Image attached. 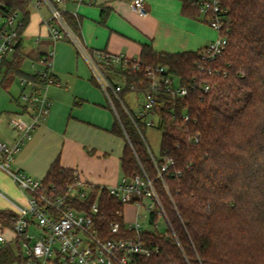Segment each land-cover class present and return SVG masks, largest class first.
<instances>
[{"label": "trees", "instance_id": "16d2710c", "mask_svg": "<svg viewBox=\"0 0 264 264\" xmlns=\"http://www.w3.org/2000/svg\"><path fill=\"white\" fill-rule=\"evenodd\" d=\"M32 1L0 0V15L17 12L23 20L14 52L0 64V84L7 90L17 75L40 83L38 74L21 70L26 56L22 36ZM181 1L185 16H200L192 0ZM225 3L228 10L221 36L227 44L213 58H203L202 49L169 53L146 43L137 71L103 66L111 83L112 76L123 77L122 90L110 93L114 108L109 103L115 114L111 133L125 140L122 174L133 177L145 171L167 219L164 232H143L150 254L139 257L138 264H264V0ZM107 14L103 9V22ZM63 17L81 40V19L65 11ZM46 54L40 52L38 60ZM157 66L167 67L172 79L188 90L184 98L170 96L165 86L155 94L149 113L158 118L162 132L160 158L146 141L147 122L125 101L130 91L149 90L147 69ZM93 81L101 87L98 78ZM164 157L172 160L166 170H162ZM76 177L57 158L42 182L62 195ZM88 187L86 208L98 202L96 220L104 235L109 236L111 222L118 221L122 235L133 236L134 231L125 230L124 205L107 187ZM13 215L11 210H0V224L11 225ZM158 219L152 211L150 222L156 225ZM11 250L0 252V264L14 259Z\"/></svg>", "mask_w": 264, "mask_h": 264}, {"label": "crops", "instance_id": "0c3cea01", "mask_svg": "<svg viewBox=\"0 0 264 264\" xmlns=\"http://www.w3.org/2000/svg\"><path fill=\"white\" fill-rule=\"evenodd\" d=\"M78 2L73 12L63 2L59 6L81 19V41L94 52L138 59L146 43L157 51L176 53L201 50L215 38V29L200 16L193 19L182 13L181 0H148L146 16L131 9V0ZM103 9L108 10L104 22ZM29 12L22 51L37 62L40 52L52 51L55 82L45 90L51 101L49 116L22 145L11 168L43 179L59 158L63 167L73 169L84 182L107 188L117 185L123 176L120 159L125 140L119 137V144V138L111 133L115 114L105 92L94 83L92 69L78 47L67 39H52L45 23L50 18L49 9L37 7L33 0ZM33 36L37 50L25 46V39ZM13 116L28 119L19 98L6 95L0 88V140L8 145H14L18 137L11 125ZM0 197V210H12L13 204L25 205L28 198L2 168Z\"/></svg>", "mask_w": 264, "mask_h": 264}, {"label": "built area", "instance_id": "2783aa9c", "mask_svg": "<svg viewBox=\"0 0 264 264\" xmlns=\"http://www.w3.org/2000/svg\"><path fill=\"white\" fill-rule=\"evenodd\" d=\"M61 1L35 0V5L49 9L50 18L45 23L49 26L52 39L54 41L67 39L78 47L113 107L110 93L117 95L122 90L123 83L114 80L111 83L103 73V66H123L135 72L140 67V60L130 59L124 55L112 56L103 52L91 54L89 48L66 23L63 17L64 10L59 6ZM147 1L131 0L130 7L140 16H146ZM192 1L199 9L203 21L220 34L217 40L202 48L203 58H213L227 44V38L221 36L227 18L228 6L225 3L227 0ZM21 27L23 20L19 17V13L7 16L6 25L0 30V64L14 52ZM38 61L45 67V70L37 73L40 83L24 78L21 80L24 88L19 101L26 107L24 111L28 119L12 117L11 125L18 132L14 145H8L0 140V168L8 171L14 182L28 194L25 205H12L11 211L14 215L11 225L0 224V252L10 248L14 255V259L5 264H138L139 257L150 254V249L145 245L144 230L140 223L125 222V230L134 231L135 234L123 236L121 223L113 221L109 227L110 235H104L96 220L100 213L98 202H94L89 209L86 208L90 188L77 173V181L69 184L67 192L61 195L54 187H45L42 179L33 178L23 171L11 168L22 145L31 138L32 133L50 114L51 101L46 96L45 90L55 82L52 72L53 52H47ZM171 76L172 74H169L167 67L164 66L147 69L149 90L143 93L144 110L139 114L147 125H154V121L147 120V117H155L149 112L156 103L155 94L164 86L172 97L184 98L188 93L187 88L180 86ZM208 89L207 86L206 90ZM164 160L162 170H166L172 163L167 157H164ZM107 189L110 195L123 205L127 203L140 205L146 198H152L154 206L150 205L149 208L167 221L153 180L145 171L133 177L122 176L117 185Z\"/></svg>", "mask_w": 264, "mask_h": 264}, {"label": "rangeland", "instance_id": "374dc122", "mask_svg": "<svg viewBox=\"0 0 264 264\" xmlns=\"http://www.w3.org/2000/svg\"><path fill=\"white\" fill-rule=\"evenodd\" d=\"M79 0H62L65 4V8L68 11H76L74 9L77 8ZM47 8V7H46ZM19 17L22 18L21 14L19 13ZM7 22V16L0 15V30L4 28ZM214 41L217 40L220 37V34L217 30H214L213 33ZM25 46L27 49H35L37 50V44H35V36L30 37L29 39H25ZM87 67V66H86ZM88 71L89 68L87 67ZM21 70L23 73L28 75H34L37 74V71H43L45 70V67L43 64H41L39 61H34V58L32 56H25V59L23 61V64L21 66ZM54 71V66L52 67V72ZM3 77V73H0V81ZM114 82L123 83V77L121 75H114L112 76ZM22 77L17 75L15 79L13 80L10 88L5 91L3 89V86L0 84V87L6 95L11 94L15 98H19L21 91H22V83H21ZM125 101L129 105V107L132 109V111L135 113L136 116H139V114L144 110V101L145 96L143 93H138L136 91H130L125 95ZM147 120L154 121V125H147L144 128V135L146 138V141L154 154L155 157L160 158L161 157V140H162V132L157 127L158 118L155 117H147ZM117 136V135H116ZM119 138V136H117ZM121 138V137H120ZM118 139L119 144H121L122 139ZM89 184V183H88ZM2 192V191H1ZM3 193V192H2ZM1 199V197H0ZM154 206V201L152 198H146L143 202V204H133V203H127L124 205V219L127 224L135 223L136 221L140 223L142 229L144 231H159L164 232L166 230V221L163 217H159L156 225L152 224L150 222V213L152 211L149 206ZM1 231V229H0Z\"/></svg>", "mask_w": 264, "mask_h": 264}]
</instances>
